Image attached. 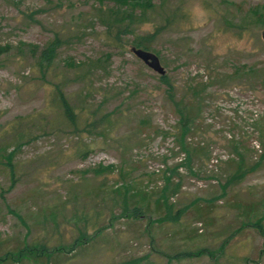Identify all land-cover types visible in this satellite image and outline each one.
I'll use <instances>...</instances> for the list:
<instances>
[{
	"label": "rangeland",
	"instance_id": "1",
	"mask_svg": "<svg viewBox=\"0 0 264 264\" xmlns=\"http://www.w3.org/2000/svg\"><path fill=\"white\" fill-rule=\"evenodd\" d=\"M112 5L0 0V255L25 242L51 251L46 264H264L249 226L264 208V0H140L135 35L172 19L147 50L171 91L131 54L133 36L122 49L102 40ZM49 45L46 72L33 68L29 50ZM56 83L79 122L104 129H64ZM180 106L192 116L187 163L172 139ZM165 181L179 189L157 205ZM136 202L145 215L125 217Z\"/></svg>",
	"mask_w": 264,
	"mask_h": 264
},
{
	"label": "trees",
	"instance_id": "2",
	"mask_svg": "<svg viewBox=\"0 0 264 264\" xmlns=\"http://www.w3.org/2000/svg\"><path fill=\"white\" fill-rule=\"evenodd\" d=\"M140 0H112V7L111 8H105L104 12H101L102 18L105 17L106 21L104 22L103 26V33H102V40L108 44L112 45L116 48H123L121 45V39L125 36H133L132 40L130 41V46L133 48H138L142 50H148L150 47V44L152 43L153 39L161 30L164 29L165 25H169L172 22V19L166 18L164 23L160 26H154L152 32H147L144 35H135L134 32L139 30L140 28V20L143 16V13L135 14V10L138 9V4ZM142 6L143 3H141ZM143 8V7H142ZM141 8V9H142ZM135 26V27H133ZM134 29V30H132ZM55 47L52 45H49L47 47H44L41 49L36 56L35 48H31L29 50L30 58L33 62V68L36 66L38 69H42L44 72H46V69L48 68V64L52 62L53 55H54ZM72 64V63H70ZM95 64L98 63H86L83 64L84 67H88L90 70V73H92V70L95 69ZM73 65V64H72ZM79 67V66H78ZM42 74H44L42 72ZM159 81L167 87L168 91H171V86L166 81L165 75L159 76ZM206 85H198L197 87H194V85H189L188 89L191 92V94L196 97L200 93V90H204ZM200 88V89H199ZM53 90L51 91V99L50 104L53 106V108L58 111L57 117H59V123L63 125L64 129H68L75 133H93L98 130V128L104 129L102 125H97L94 123L93 120H89L87 122H79L78 115L74 113V110L68 102L65 99V96L62 93V85L61 83H56L53 85ZM180 105V104H179ZM180 110H177V121L175 123V126L173 127V134L172 139L175 145L177 146L178 150L183 152L184 159L183 161L187 163L189 161L190 155L192 152H194L192 149H190L186 144V137L188 133L190 132V122L192 116H190L189 107L180 106ZM20 124H18L19 126ZM51 124H46L45 127L49 128L50 130H54V126H50ZM14 126H12V129ZM101 130V134L105 130ZM99 134V133H95ZM260 142L264 146V135L260 132L259 134ZM232 151L237 157V162L241 161V156L238 153V148L232 146ZM233 162V160L228 159L226 161V164H230ZM238 164V163H237ZM8 165H10L8 163ZM178 166H182L181 160L176 163L173 167L174 172L177 170ZM113 166H107L104 169H101L102 171L100 173H107L112 171ZM245 171V170H244ZM235 177L242 176L243 170H241L240 167L236 166V169L234 171ZM237 177V178H238ZM124 185H121L119 188L124 189L126 192L127 189L125 187H122ZM118 188V189H119ZM118 189H115L114 191H117ZM179 189V185L173 184L171 186V183L169 181H165L163 183V186L159 193V198L156 201L157 205H160L162 203L163 206L166 204V193L168 194H175ZM139 202H136L134 206H132L128 212H126L125 217H129L131 219L141 218V215H145L146 209L138 204ZM95 214V213H93ZM96 217V215H95ZM94 217V218H95ZM179 217V213L176 212L172 216V220H177ZM92 218L90 215L89 217L85 218L81 216V218L78 220L79 224L83 225V228H91L94 226L95 219ZM164 219V218H159ZM264 220V208L262 210V216L258 219H256L253 223H251L249 226L252 227L257 234L262 238V250L264 251V227L262 226L261 222ZM85 235L81 234L80 237H77L74 242L72 243L73 246L78 245L80 242H82V239ZM51 254V251L44 246V245H35V244H28V243H22L19 247H17L13 251L5 252L4 254L0 255V264H7V263H13V264H42V261L46 263L47 257ZM201 253H196L195 255H183L186 257H193L197 256ZM44 259V260H43Z\"/></svg>",
	"mask_w": 264,
	"mask_h": 264
},
{
	"label": "water",
	"instance_id": "3",
	"mask_svg": "<svg viewBox=\"0 0 264 264\" xmlns=\"http://www.w3.org/2000/svg\"><path fill=\"white\" fill-rule=\"evenodd\" d=\"M260 39L262 43L264 44V29L260 32ZM131 54L138 59L141 63H143L148 69L155 72L159 76L164 75V70L160 66L159 61L153 53L131 47L130 49Z\"/></svg>",
	"mask_w": 264,
	"mask_h": 264
},
{
	"label": "clouds",
	"instance_id": "4",
	"mask_svg": "<svg viewBox=\"0 0 264 264\" xmlns=\"http://www.w3.org/2000/svg\"><path fill=\"white\" fill-rule=\"evenodd\" d=\"M201 15H204V13H201Z\"/></svg>",
	"mask_w": 264,
	"mask_h": 264
}]
</instances>
